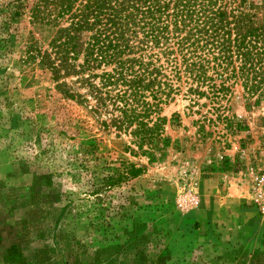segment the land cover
I'll use <instances>...</instances> for the list:
<instances>
[{
	"label": "rangeland",
	"instance_id": "rangeland-1",
	"mask_svg": "<svg viewBox=\"0 0 264 264\" xmlns=\"http://www.w3.org/2000/svg\"><path fill=\"white\" fill-rule=\"evenodd\" d=\"M225 2L229 10L240 4ZM243 2L239 11L250 25L264 28V0ZM22 13L8 28L14 36L0 40V264H264V218L257 209L264 192V102L243 98L239 85L231 86L223 112L203 99L189 106L176 96L162 111L180 120L165 126L166 148L153 158L140 155L128 137L103 126L74 76L60 71L51 80L37 60L24 61L16 31L30 27ZM1 28L0 19V37ZM35 32L40 52H48L49 38ZM61 82L75 97L62 98ZM221 113L238 128L200 122ZM39 129L50 143L43 157L33 145ZM201 130L210 135L201 137ZM85 151L87 162H80ZM25 160L28 166L20 167ZM120 162L138 175L99 193L100 201L83 194V164L101 172ZM49 167L62 172L54 181ZM57 192L67 194V206ZM117 204L124 205L125 220H114L112 241L80 249L63 236L77 217L102 218Z\"/></svg>",
	"mask_w": 264,
	"mask_h": 264
},
{
	"label": "trees",
	"instance_id": "trees-1",
	"mask_svg": "<svg viewBox=\"0 0 264 264\" xmlns=\"http://www.w3.org/2000/svg\"><path fill=\"white\" fill-rule=\"evenodd\" d=\"M243 3L240 0L229 10L225 0H3L0 40L9 41L12 20L26 10L30 29L16 31V37L22 34L24 61L37 60L51 80L59 78L60 71L74 76L87 94L85 101L92 102L93 113L103 117V126L128 137L140 155L153 158L169 142L165 126H179L178 114L168 118L162 114L176 96L189 106L203 99L211 110L223 112L231 86L239 85L243 98L264 102V28L250 25L239 11ZM35 31L49 38L48 52H40ZM56 88L62 98L75 97L62 82ZM200 122L238 128L224 113L213 119L202 117ZM201 132V137L210 135ZM41 133L40 129L34 133L33 145L43 157L50 143ZM86 154H80V162H87ZM18 163L28 166L26 160ZM96 168L83 164V179L80 172L65 173L83 180V194L95 201H100L99 193L106 195L139 173L121 162L111 170ZM61 173L49 167L47 176L54 181ZM52 185L56 183L51 181ZM55 197L58 201L64 197L65 206L70 203L67 194L57 192ZM123 207L112 205L111 214L102 218L93 213V220L77 217L63 236L76 240L80 249L110 242L116 237L114 220H125ZM78 230L82 233L75 239Z\"/></svg>",
	"mask_w": 264,
	"mask_h": 264
},
{
	"label": "built area",
	"instance_id": "built-area-1",
	"mask_svg": "<svg viewBox=\"0 0 264 264\" xmlns=\"http://www.w3.org/2000/svg\"><path fill=\"white\" fill-rule=\"evenodd\" d=\"M258 212L264 218V192L261 194L260 201L258 202Z\"/></svg>",
	"mask_w": 264,
	"mask_h": 264
}]
</instances>
